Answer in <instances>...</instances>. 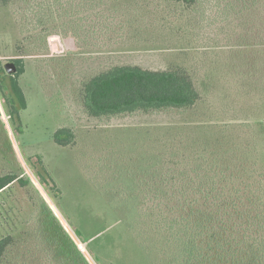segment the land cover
<instances>
[{
	"label": "rangeland",
	"instance_id": "374dc122",
	"mask_svg": "<svg viewBox=\"0 0 264 264\" xmlns=\"http://www.w3.org/2000/svg\"><path fill=\"white\" fill-rule=\"evenodd\" d=\"M50 1L0 0V62L23 58L18 81L27 103L15 133L0 98V174L30 180L0 191V238H12L0 264H179L167 219L185 226L177 235L187 238L195 219L218 213L223 201L233 224L247 225L250 235L264 227V0H222L212 13L213 0H59L45 7ZM69 18H78L79 41L61 24ZM120 64L182 69L199 102L88 116L82 82ZM60 127L73 130L72 145L55 143ZM209 189L223 201L206 197ZM191 200L199 216L188 213ZM198 232L200 264H208L207 238L218 237L213 219ZM220 255L229 264L228 253L208 250L210 259Z\"/></svg>",
	"mask_w": 264,
	"mask_h": 264
},
{
	"label": "trees",
	"instance_id": "16d2710c",
	"mask_svg": "<svg viewBox=\"0 0 264 264\" xmlns=\"http://www.w3.org/2000/svg\"><path fill=\"white\" fill-rule=\"evenodd\" d=\"M89 1L92 3L97 0ZM172 1L189 6L197 3L199 0ZM221 2L222 0L210 1V12L218 10ZM56 3L59 4V0H51L47 5L45 4V7H52ZM63 5L62 3L60 4V9L63 8ZM37 7L39 10H44V5L37 4ZM63 15L62 9L59 12V18ZM61 21L62 26L71 28L66 33H70L72 39L79 41L78 32L74 30V28L78 29V18H69ZM84 24L82 26L84 27L83 29L86 27ZM93 29L94 26L90 31L94 32ZM81 31H87V28ZM12 63L15 64L16 71L9 73L4 66L2 67L0 62V98L10 126L13 127L15 133H18L21 132L22 127L20 111L27 106L25 94L18 81V77L24 72L23 58H16ZM80 98L83 109L88 116L102 118L131 113L147 114L167 109H188L199 102L200 92L190 75L182 69L159 70L147 69L134 64H120L112 65L84 80L81 84ZM74 138V132L69 127H60L53 134L55 143L62 146L72 145ZM38 175L43 179L44 174L42 175L39 172ZM14 181H18L21 185H26L30 182L29 178L15 172L1 173L0 191ZM142 181L140 179L139 185L146 187L145 184H142ZM45 182H47L46 178ZM197 191L201 190L198 189ZM203 193L206 197H211L212 200L220 198L223 201V194L221 192L213 194V189H209L208 191L204 190ZM129 194L131 195L132 203H134L135 199H138L136 193L134 196L131 190H129ZM192 201L188 205H191ZM184 205H186L185 202H183ZM194 206L196 205L188 206V213L191 216H199L203 211L199 210V208H193ZM233 206L235 207L233 209L234 212L241 219L242 213L236 208L235 204ZM138 207L139 204L137 203L135 210L140 214L143 211L141 207ZM230 208L227 202L223 201L219 205L218 213H215L211 208L212 212L208 211L207 214H202V221L196 218L193 224L197 228L193 229V232L186 234L187 238L177 235L178 232L186 230L185 226L181 228L180 223L167 219L171 220L168 226L170 236L174 237L176 241L177 249L174 250V254L171 253L173 261L181 259L179 264H200L199 259L201 254L197 252L198 247L195 237L198 236L200 228L203 231L208 229L213 219L215 228L218 230L215 234L218 237L216 238L213 234H210L207 238V251L203 254V257L208 264L222 263L220 261L221 255L213 259H210V256H208V250L213 247H218L228 253L230 257L228 259L229 264H264V251H262L264 249V236H262V233L264 234V227L260 225L259 229L253 230L255 234L250 235V228H247V225L239 227L233 224V215L229 212ZM213 216L214 218H212ZM255 225H258V223ZM173 227L176 228L173 229ZM238 232L242 234L240 236L236 235L235 233ZM225 236H231V238H226ZM11 243L12 238L8 235L0 238V263ZM224 261H226L225 258Z\"/></svg>",
	"mask_w": 264,
	"mask_h": 264
},
{
	"label": "water",
	"instance_id": "95a60500",
	"mask_svg": "<svg viewBox=\"0 0 264 264\" xmlns=\"http://www.w3.org/2000/svg\"><path fill=\"white\" fill-rule=\"evenodd\" d=\"M5 69L9 72V73H12V72H15L16 71V66L14 63H11V62H8L4 65Z\"/></svg>",
	"mask_w": 264,
	"mask_h": 264
}]
</instances>
